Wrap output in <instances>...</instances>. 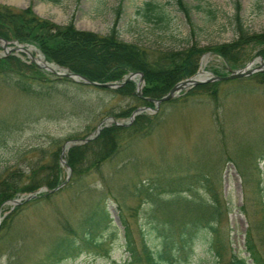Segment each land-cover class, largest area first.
Listing matches in <instances>:
<instances>
[{"label": "rangeland", "instance_id": "rangeland-1", "mask_svg": "<svg viewBox=\"0 0 264 264\" xmlns=\"http://www.w3.org/2000/svg\"><path fill=\"white\" fill-rule=\"evenodd\" d=\"M182 1L191 9L196 28L195 42L201 46L237 39L238 11L249 32H264V0ZM176 2L0 0V4L16 9L30 7L35 14L58 25L74 21L76 28L100 34H108L115 26L123 40L157 49L180 48L188 42L190 28ZM148 3L155 7H149ZM158 12L165 16L164 19L157 17ZM247 52L241 60V68L251 62L256 66L262 57L257 47H249ZM5 54L8 53L0 43V55ZM15 54L28 57L25 52L16 51ZM95 55L91 51L75 53L72 57L76 62L94 66L97 64ZM105 56L103 66L110 61L109 53ZM213 68L227 75L236 70L222 56L207 51L200 57L194 74L201 72L204 76L209 72L213 75ZM196 86L183 89L171 99L176 101L164 106L156 129L145 137L131 139L128 149L119 158L107 162L100 171L56 190L49 200L41 197L38 202L28 200L29 205L15 215L0 244V264H38L54 249L57 240L66 235L65 224L76 226L99 203L107 205L114 221L113 227L104 231L107 244L113 240L106 245L109 251L86 250L55 264H130L122 246L125 243L120 222L123 209L111 196H119L127 215L134 214L129 219L138 241L139 230L145 233L149 228L150 218L146 214L149 205L142 197L133 195V190L141 181L161 174L175 178L204 173L212 179L213 190L221 197L223 211L218 224L227 253L221 264H231L234 252L245 258L248 256L246 233L251 225L264 254L260 240L264 232L260 227L264 220V83L260 77L245 79L241 84L222 83L216 102L201 89L194 90ZM79 95L87 100L81 115L67 111L58 118H48L40 99L24 94L0 78V174L13 166L26 170L32 162L44 160L52 169H55V162L61 165V179L71 177V168L62 161L61 153L52 156L58 148L56 144L52 147L53 139H58L62 148L65 144L70 146L71 140L90 137L102 121L108 120L106 117L97 121L99 117L94 112H98L100 106L106 103L109 108L119 109L131 103L129 98L112 97L98 90H85ZM160 108L161 104L158 110ZM152 112L155 113L149 111ZM31 113L36 114L35 120L28 119ZM47 148H53V151L47 152ZM184 194L190 200L212 199L202 186ZM27 196L28 193L21 195L25 199ZM10 205L14 204L7 203L4 208ZM9 211L5 210V214ZM1 214L2 211L0 217ZM4 217L3 214L1 222ZM217 262L206 242L199 239L188 264ZM251 262L246 259L247 264Z\"/></svg>", "mask_w": 264, "mask_h": 264}, {"label": "trees", "instance_id": "trees-1", "mask_svg": "<svg viewBox=\"0 0 264 264\" xmlns=\"http://www.w3.org/2000/svg\"><path fill=\"white\" fill-rule=\"evenodd\" d=\"M176 1L190 28L188 42L180 48L159 49L123 40L115 26L108 34H100L78 29L74 21L58 25L35 14L30 7L16 9L0 4L1 38L10 42L35 45L45 54L48 61L100 83L120 82L130 73L142 72L144 86L141 96L137 92L138 79L130 80L118 88L86 84L57 76L30 62L27 57L23 58L15 53L0 55V78L24 94L40 99L46 107L44 115L48 118H58L67 111L73 115H81L84 111L82 106L87 100L79 94L85 90H98L112 97L129 98L131 103L123 108L117 109L115 106L109 108L108 104L104 103L102 107L100 106V111L94 112L96 117H99L97 121L113 116L116 120L126 119L124 122H128L136 108L156 107L155 103L147 98H161L178 82L191 77L198 69L200 57L207 51L222 56L232 69L241 68L243 64L241 60L248 54L249 47H257L259 55L264 58V32H249L244 27L239 11L236 14L237 39L230 43L201 46L195 42L196 28L191 9L182 0ZM148 6L155 7L152 3H148ZM157 17L164 19L165 16L158 12ZM91 51L96 54V65L87 66L73 60L72 56L75 53L84 54ZM104 51L109 53L110 60L105 66L103 60L107 54L103 55ZM213 73L218 76L227 75L218 68H213ZM251 77H260L261 83H264V71H261L244 78L201 83L194 90L201 89L216 102L222 83L241 84ZM174 101L176 100L163 102L162 109L155 113L138 114L131 124L111 123L93 140L72 146L65 157L72 174L64 186L68 187L76 180L97 173L107 162L119 158L128 149L131 139L151 134L159 123L164 106ZM32 110L35 111L34 108ZM76 110L78 111L74 112ZM35 117V113L28 115V119L35 120ZM52 142L53 148L55 144L58 145L57 150L52 152V156L57 157L62 148L58 139H53ZM53 148H47L46 151H53ZM48 164L44 160H38L32 162L26 170L13 166L0 174V212L2 211L5 216L0 225V244L7 236L15 215L29 205V202L23 200L22 203L10 205L5 209L7 203L20 198L23 193H36L44 187L53 189L66 181L61 179L59 163L55 162L57 166L55 169ZM211 181L209 175L204 173L175 178L161 174L157 178L136 184L133 195L147 201L149 209L146 214L150 218L148 230H145V233L139 230L141 234L138 241L129 219L134 214L127 215L119 196H111L123 209L120 222L124 229L125 243L122 246L128 253L130 264H188L199 239L206 242L218 259L217 264H221L227 253L218 224V221L222 220L223 211L221 197L213 190ZM196 186L204 187L211 195V201L203 197L190 200L185 196V192L194 191ZM52 196L51 192L39 193V198L44 200H49ZM39 200L37 197L31 201ZM11 209L12 211H9ZM5 210L9 212L5 214ZM113 223L107 205L97 204L76 226L65 224L66 235L57 240L54 249L38 264H55L70 255H78L86 250L108 252L109 248L106 245L111 244L113 240L107 244L108 239L104 237V231L111 229ZM260 227L264 230V220ZM260 240L264 246V232ZM246 251L248 253L246 258L232 253L231 264H247L246 259H250L251 264H264V254L254 236L252 225L246 233Z\"/></svg>", "mask_w": 264, "mask_h": 264}, {"label": "water", "instance_id": "water-1", "mask_svg": "<svg viewBox=\"0 0 264 264\" xmlns=\"http://www.w3.org/2000/svg\"><path fill=\"white\" fill-rule=\"evenodd\" d=\"M3 40V46L5 48H8V46L6 45V40ZM9 49L11 51H27L29 53V57L31 58V60L33 62H35L37 65H39L42 68H45L46 70H49L50 72H53L57 75L60 76H66L69 78H72L75 81H80V82H84V83H88V84H93V85H100V86H104V87H111V88H117V87H121L124 84H126L129 80L133 79L134 77H136L137 75H139L140 81L138 83V93L141 95V89L143 87V81H144V76L142 72H134L131 73L124 81L122 82H106V83H99L96 81H91L89 80L86 76H83L79 73L70 71L68 69H65L63 67L57 66L54 63H49L45 57H41V55L37 54H33L32 52H30V50L25 47L24 45H18V46H12L9 47ZM253 62L247 64L245 67L238 69V70H232L231 74L228 76H216V75H209V72H205V76H201L199 77L198 74H195L192 77H189L185 80H182L180 82H178L165 96L159 98V99H152L150 98V100L154 101L157 105V107H159L160 103L163 101H167L170 100L172 98H174L181 90H183L184 88L193 86V85H197L200 83H205V82H211V81H215V80H223V79H235V78H240V77H245V76H249L251 74H254L256 72H260V71H264V59L262 57H260V60L258 61V65L256 67H252ZM152 108L150 107H139L137 108L133 114L131 115L130 121L132 122L135 118V116L138 113L147 111V110H151ZM116 122V120L114 118H111L109 120H104L102 121L98 127H97V135L100 133L103 124L105 122ZM117 124H122L120 122H116ZM93 137H89V138H85V139H74L69 141L68 143L71 145H78L81 144L83 142H87L89 140H91ZM68 146V147H70ZM67 148V145L65 144L63 146V154L65 153V150ZM59 188V187H58ZM58 188H55L54 190H57ZM37 194H30L28 196V199H31L32 197H36ZM15 203H18L19 200H14Z\"/></svg>", "mask_w": 264, "mask_h": 264}, {"label": "bare ground", "instance_id": "bare-ground-1", "mask_svg": "<svg viewBox=\"0 0 264 264\" xmlns=\"http://www.w3.org/2000/svg\"><path fill=\"white\" fill-rule=\"evenodd\" d=\"M10 2H19V0H10ZM201 74H202V73L199 72L198 76L200 77Z\"/></svg>", "mask_w": 264, "mask_h": 264}]
</instances>
